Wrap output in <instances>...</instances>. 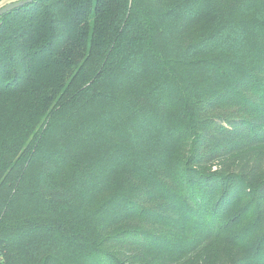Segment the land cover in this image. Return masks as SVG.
Segmentation results:
<instances>
[{"label":"trees","instance_id":"1","mask_svg":"<svg viewBox=\"0 0 264 264\" xmlns=\"http://www.w3.org/2000/svg\"><path fill=\"white\" fill-rule=\"evenodd\" d=\"M0 19V264H170L159 223L213 239L248 188L260 234L238 264H264V181L207 169L264 145V0H35Z\"/></svg>","mask_w":264,"mask_h":264},{"label":"rangeland","instance_id":"2","mask_svg":"<svg viewBox=\"0 0 264 264\" xmlns=\"http://www.w3.org/2000/svg\"><path fill=\"white\" fill-rule=\"evenodd\" d=\"M23 0H0V10L8 5ZM1 21V19H0ZM209 173L221 172L227 175H243L244 180H250L255 188H259L264 181V145L250 150L249 153L234 155L222 159L208 166ZM251 189L245 190L246 196H239L223 210L219 227L221 234L217 232L213 239L207 238L205 234L187 233L178 223L164 220L155 227V233H161L162 240L158 243L163 247L160 250H168L171 257L162 253L160 257L166 256L170 264H238L244 258L246 249H250L255 240L259 239V229H251L248 211V202L251 200L249 194ZM248 204V205H247ZM182 224V223H180ZM238 230L225 231L233 225ZM220 231V232H221ZM240 235L249 237L243 242L236 238ZM220 239L216 241V238ZM234 242L237 243L234 245Z\"/></svg>","mask_w":264,"mask_h":264},{"label":"water","instance_id":"3","mask_svg":"<svg viewBox=\"0 0 264 264\" xmlns=\"http://www.w3.org/2000/svg\"><path fill=\"white\" fill-rule=\"evenodd\" d=\"M34 1H35V0H23V1H21V2L14 3V4H11V5H8V6L2 8V9L0 10V18H1L2 16H4L5 14H7V13L13 11V10H15V9H17V8H21V7H23V6H25V5H28V4H30V3L34 2Z\"/></svg>","mask_w":264,"mask_h":264}]
</instances>
